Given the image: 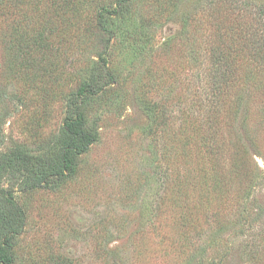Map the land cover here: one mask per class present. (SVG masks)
<instances>
[{
	"label": "rangeland",
	"instance_id": "374dc122",
	"mask_svg": "<svg viewBox=\"0 0 264 264\" xmlns=\"http://www.w3.org/2000/svg\"><path fill=\"white\" fill-rule=\"evenodd\" d=\"M209 1L136 0L126 20L109 26L117 29L111 45L97 24L115 0H67L51 13L44 0L25 8V46L50 43L51 60L32 68L37 47L18 68L0 46V156L16 146L42 158L59 151L70 102L98 82L106 59L116 82L84 104L100 135L75 177L53 189L24 190L32 183L25 178L4 183L27 215L16 264H264V86L256 81L229 108L215 167L187 123L202 113L191 103L210 87L217 14ZM146 104L166 110L168 121L151 129ZM185 165L192 175L202 167L213 189L220 181L206 211L197 208L207 202L198 203L199 187L182 189L180 203L168 199L179 192L174 179L186 180Z\"/></svg>",
	"mask_w": 264,
	"mask_h": 264
},
{
	"label": "trees",
	"instance_id": "16d2710c",
	"mask_svg": "<svg viewBox=\"0 0 264 264\" xmlns=\"http://www.w3.org/2000/svg\"><path fill=\"white\" fill-rule=\"evenodd\" d=\"M66 1L44 0V4L47 11L51 13L56 9V3L62 4ZM135 1L115 0L114 10L104 8L101 11V18L98 19L97 24L98 32L107 38L108 45L113 43L117 32V29L109 28V26L116 27L118 21L126 20L130 5ZM210 1L208 3L210 10L217 14L213 17L215 19H213L212 27L215 34L212 35L213 46L211 45L210 61L207 64L209 69L207 78L210 87L206 89L207 95L198 96L191 103L193 107L202 109V113L189 117L187 123L192 126L194 135L201 136L203 146L210 154L209 165L215 167L221 155L219 142L222 127L220 124L228 115L229 108L232 104H235L236 108L242 105L243 94H253L254 88L252 87L256 81L261 82L258 83L260 86H264V0ZM34 2L35 0H0V46L3 47L4 55L5 52L12 53L13 65L17 67L27 62L31 56L30 53H34L37 47L39 50L35 54L41 56L32 58L29 62L32 68H42L51 60L52 45L50 43L43 42L40 44L41 47L38 46L39 43L25 46L23 40V28L26 24H23L26 12L24 10L32 8ZM65 15L66 12L62 18ZM37 19H40V14ZM27 24L28 27L27 25L26 27L30 31L29 23ZM40 25L39 23L38 27ZM53 27L49 29L51 33ZM123 38L129 39L130 46L133 44L141 49L139 41L142 40H137L129 34L124 35ZM46 52L49 53L48 59L45 56ZM46 60L49 61L43 64ZM108 61L106 59L104 66L99 69V74L103 75L98 82L85 83L70 102L68 116L63 125L66 140L59 151L49 152L47 154L49 156L42 158L33 155L25 147L16 146L0 156V264H16V247L27 224L26 212L16 200V190L5 187L4 183L10 178L21 180L25 178L27 181L31 179L32 183L27 188H23L24 190L53 189L77 175L80 158L90 152L92 146L98 142L100 135L99 118L90 120L84 112V104L88 100L101 97L105 89L116 82L114 73L108 67ZM245 68L247 70H244ZM18 72L21 73L20 69ZM145 110L148 113L151 129L168 121L167 111H163L162 107L146 104ZM193 144L199 147L197 140ZM184 155L187 156L184 160L189 163L191 156L187 150L184 151ZM38 169L44 171L42 177H38L40 176ZM195 170L196 175H192V169L185 165V177L183 178L186 180L174 179V185L179 192L172 190L169 186L172 193H169L168 199H175L176 203H180L182 189L191 191L199 187L198 203L207 202L197 208L206 211L210 204V195L214 194V189L219 191L221 188L220 181L216 177L213 179V189L210 182L206 180L204 169L196 167ZM42 178V182H39ZM193 216L191 212L187 219L191 217L192 222Z\"/></svg>",
	"mask_w": 264,
	"mask_h": 264
}]
</instances>
